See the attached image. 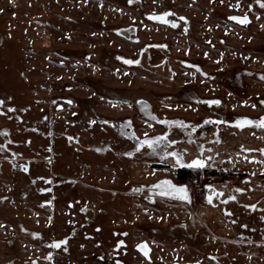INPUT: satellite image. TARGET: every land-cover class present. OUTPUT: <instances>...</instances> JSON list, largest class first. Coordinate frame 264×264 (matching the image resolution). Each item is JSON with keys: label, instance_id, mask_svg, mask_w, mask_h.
I'll return each mask as SVG.
<instances>
[{"label": "rangeland", "instance_id": "obj_1", "mask_svg": "<svg viewBox=\"0 0 264 264\" xmlns=\"http://www.w3.org/2000/svg\"><path fill=\"white\" fill-rule=\"evenodd\" d=\"M261 77L256 0H0V264H264V128L233 123L264 117Z\"/></svg>", "mask_w": 264, "mask_h": 264}, {"label": "snow or ice", "instance_id": "obj_2", "mask_svg": "<svg viewBox=\"0 0 264 264\" xmlns=\"http://www.w3.org/2000/svg\"><path fill=\"white\" fill-rule=\"evenodd\" d=\"M132 0H129V3H131ZM223 2V0H222ZM257 3L260 4L261 8H264V0H256ZM239 6V4H237V7ZM169 16V12H163L161 14H151L149 16L150 19L152 20H156V21H161L165 24H169L171 23L172 27H176V23L175 21H169L168 19H166V17ZM181 20H184V17H180ZM229 19L237 21L240 24H247L249 22L248 20V16L244 15V16H231L229 17ZM120 59L124 60V63L126 64H138L139 60H134V59H124L123 57H120ZM195 67V66H194ZM199 70V69H197ZM261 79H264V77H261ZM0 103H3V101H0ZM68 103H72L71 101H68ZM141 103H143V101H141ZM205 104L208 105H219L221 103L220 100L218 99H212V100H207L204 101ZM260 103L262 105H264V100H261ZM252 107H256V105H252ZM153 119H155V117H153ZM161 123H165V124H170V123H180L181 127H185V125L183 124V122H177V121H160ZM91 123H95V121H91ZM205 123H216V124H228L230 123L227 120H205ZM234 125L238 128H244L246 125H255L259 128H264V117H261L259 120H253V119H249L247 117H243V118H238L236 119L234 122ZM219 131V130H217ZM133 136H135V134L133 133ZM167 137L166 136H157L155 138H148L147 133H145V138L143 140L139 141V145L136 148V151H139L140 148H142L144 145H147L149 148H155L158 144L162 143L164 140H166ZM217 143H219V137L217 136ZM168 143L170 144H175L176 141L172 140V141H168ZM201 150L202 146H201ZM245 151H253V149H245ZM261 153H264V149H260L259 150ZM126 155H133L132 152H128L126 153ZM239 155V153L237 154ZM163 156L164 157H174L175 158V163L173 164V167H182V166H187L188 168H193V169H202L205 168L206 166H211L208 165L206 163V159L204 158H200V157H196L191 159L190 162H187V164L185 165V161L183 156L178 153V152H174V151H167L166 149L163 151ZM247 159V158H246ZM254 159V158H253ZM207 160H211V157H208ZM261 163H264V161H261ZM24 171H28L27 166L24 167ZM153 190H159V195L162 197H174L177 198L181 201H186L188 203L192 202V198L189 194V189L186 185H177L175 183H173L172 180L170 179H164L159 181L158 183H156L155 185L151 186ZM205 187L208 189V195L206 196V201L208 204H213V198H219L221 196H224V192L218 190L217 188H215L212 184H207L205 185ZM235 192H241L243 193L245 191L244 188H236L234 189ZM228 200H236V197L234 195H228L227 200L224 201V203H227ZM49 203H51L49 201ZM245 207H251L253 209L256 208V205H246ZM230 215V213H229ZM262 219H264V217H262ZM245 227H247L245 225ZM35 235H39L38 233ZM125 235H127L125 233ZM67 244V240H54L52 241L50 247L55 248V249H59L61 248L62 245H66ZM124 241L121 240L119 241L118 246L123 245ZM137 248L144 254L145 257H148L149 255V251L150 249L148 248V245L146 242H142L140 244L137 245ZM64 251H67V248H64ZM46 259L51 260L52 259V254L49 253L48 256L46 257ZM213 259H215V257H213ZM117 264H120V262H117ZM195 264H200L199 261H196Z\"/></svg>", "mask_w": 264, "mask_h": 264}, {"label": "trees", "instance_id": "obj_3", "mask_svg": "<svg viewBox=\"0 0 264 264\" xmlns=\"http://www.w3.org/2000/svg\"><path fill=\"white\" fill-rule=\"evenodd\" d=\"M193 174L190 173V170H186L184 168H180L178 170V176L180 179L187 180L192 177Z\"/></svg>", "mask_w": 264, "mask_h": 264}, {"label": "flooded vegetation", "instance_id": "obj_4", "mask_svg": "<svg viewBox=\"0 0 264 264\" xmlns=\"http://www.w3.org/2000/svg\"><path fill=\"white\" fill-rule=\"evenodd\" d=\"M2 264H3V263H2ZM33 264H35L34 261H33Z\"/></svg>", "mask_w": 264, "mask_h": 264}, {"label": "water", "instance_id": "obj_5", "mask_svg": "<svg viewBox=\"0 0 264 264\" xmlns=\"http://www.w3.org/2000/svg\"><path fill=\"white\" fill-rule=\"evenodd\" d=\"M240 24V23H239ZM241 25H244V24H241Z\"/></svg>", "mask_w": 264, "mask_h": 264}]
</instances>
